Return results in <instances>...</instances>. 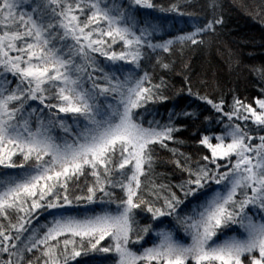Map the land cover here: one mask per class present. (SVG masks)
I'll list each match as a JSON object with an SVG mask.
<instances>
[{"label":"snow or ice","instance_id":"1","mask_svg":"<svg viewBox=\"0 0 264 264\" xmlns=\"http://www.w3.org/2000/svg\"><path fill=\"white\" fill-rule=\"evenodd\" d=\"M178 7L0 0V166L19 169L0 175V264H264V87L227 111L185 78L223 125L196 134L195 161L169 147L178 119L145 126L140 110L168 99L140 74L145 58L199 47L223 23L153 43L162 25L141 11ZM157 147L177 157L179 183L153 178Z\"/></svg>","mask_w":264,"mask_h":264},{"label":"trees","instance_id":"2","mask_svg":"<svg viewBox=\"0 0 264 264\" xmlns=\"http://www.w3.org/2000/svg\"><path fill=\"white\" fill-rule=\"evenodd\" d=\"M155 3L158 9L160 6L169 8L173 4L179 7L175 12H160L158 9L141 11V18L162 25L153 43L174 40L194 30L213 15L223 19L215 33L205 37L203 45L194 48L191 45L184 47L176 44L170 53L157 52L150 58L146 57L140 69L141 75L145 71L149 73L154 84H159L161 80L166 82L164 94L168 98L164 103L149 104L147 111L140 110L145 126L151 120L166 124L170 117L173 122L178 119L176 126L181 131L176 134V139L181 143L169 142V147L176 148L184 156H191L195 161L205 151L200 148L196 134L200 132L203 135L202 129L222 128L223 125L218 123L220 114L211 106L188 94L185 78L190 80L193 92L198 90L202 96L207 95L217 101L223 98L227 111L232 110L234 98L246 104H254L264 87V79L261 77V70H264V12H261L264 0H217L215 12L208 7V0H155ZM158 59L167 63L169 68H162L157 63ZM12 87H15V83ZM37 104L33 102V106ZM184 112L195 115L187 119L181 115ZM224 120L227 123L226 118ZM54 135L63 137L65 134L57 128ZM154 159L155 180L171 184L180 182L181 172L173 163L177 157L157 147ZM18 172L19 169H4L0 166V175ZM149 246L151 241L145 245Z\"/></svg>","mask_w":264,"mask_h":264},{"label":"rangeland","instance_id":"3","mask_svg":"<svg viewBox=\"0 0 264 264\" xmlns=\"http://www.w3.org/2000/svg\"><path fill=\"white\" fill-rule=\"evenodd\" d=\"M259 141H257V143H258Z\"/></svg>","mask_w":264,"mask_h":264}]
</instances>
